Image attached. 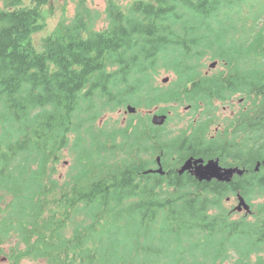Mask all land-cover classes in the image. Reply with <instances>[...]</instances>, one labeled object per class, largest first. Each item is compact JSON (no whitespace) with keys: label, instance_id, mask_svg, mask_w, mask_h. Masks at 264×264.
<instances>
[{"label":"trees","instance_id":"obj_1","mask_svg":"<svg viewBox=\"0 0 264 264\" xmlns=\"http://www.w3.org/2000/svg\"><path fill=\"white\" fill-rule=\"evenodd\" d=\"M0 1V249L19 241L14 264H264V0H106L107 29L85 10L41 39L51 0ZM215 61L226 72L203 74ZM165 69L177 76L166 91L154 83ZM237 94L252 114L236 147H218L203 118ZM168 104L201 121L173 138L149 115L98 124ZM221 148L249 172L231 184L179 174ZM159 156L165 175L151 172ZM239 193L253 219L231 218Z\"/></svg>","mask_w":264,"mask_h":264},{"label":"rangeland","instance_id":"obj_2","mask_svg":"<svg viewBox=\"0 0 264 264\" xmlns=\"http://www.w3.org/2000/svg\"><path fill=\"white\" fill-rule=\"evenodd\" d=\"M0 7H4L3 1H0ZM31 7L30 3L25 2L21 7ZM107 1L106 0H51L47 6H44V11L46 13V27L43 31V34L39 35L37 38L41 39L46 34L53 32L62 22L65 24H71L78 16L80 12H84L88 10L91 17V23L89 27L96 31H102L107 29ZM92 29V30H93ZM212 62H207L205 67L202 69L203 74L210 73V75L217 74L218 72H226L222 63L218 64L217 67L210 69V64ZM177 81V76L175 73L170 72L168 70H161V72L155 75V85L164 89L165 91L169 89L174 83ZM242 95H232L227 102H222L221 100L215 102V106H212L207 109L206 115L203 120H214V123L210 125L207 129V136L210 138L212 136H220L222 134L221 129L225 130L229 126V119L231 110L237 109L238 103L240 102ZM234 100V104L232 102ZM247 103H250L247 99ZM232 105L231 108L229 106ZM131 106V105H130ZM170 108L169 112H171V118L169 121L165 122V130L167 132H163V135L170 134V137H176L186 130L190 131L191 126H195L199 120L201 119L198 113H195V109L190 105L186 104L183 106H179L177 104H168L166 105ZM134 107V106H133ZM192 107V108H189ZM225 107H228L225 110ZM137 109V108H136ZM156 109H137V113L135 115H153ZM132 113L127 111L126 108H122L113 113H105L103 117L98 120L99 125H103L107 122H110L114 126L124 127L127 126L128 122L132 118ZM195 120H198L196 122ZM201 121V120H200ZM109 124L108 126H111ZM225 137H227L225 135ZM71 155L69 152L66 153V158L63 160L62 164L59 168V173L62 176H65L69 170V166L71 163ZM160 163L163 164L162 157L159 156ZM157 168V166H156ZM163 175V174H162ZM247 201V200H246ZM226 208L231 213L230 216L233 220H238L245 216V213L237 210L238 199L232 196L230 202L226 200ZM256 203V202H254ZM252 208V206H251ZM253 210V208L251 209ZM253 219L255 216L248 215ZM19 241L15 238H9L7 244L0 249V264H14L13 259L9 258L10 252L12 248H16ZM234 260L237 259L235 255H232ZM253 260V261H252ZM252 262H256V257H252ZM19 264H48L45 260H30L25 259L22 260ZM231 264V263H226Z\"/></svg>","mask_w":264,"mask_h":264},{"label":"water","instance_id":"obj_3","mask_svg":"<svg viewBox=\"0 0 264 264\" xmlns=\"http://www.w3.org/2000/svg\"><path fill=\"white\" fill-rule=\"evenodd\" d=\"M218 63L215 62L211 64L210 68L213 69L217 67ZM127 111L134 114L137 112V109L133 106H128ZM167 120L165 115H154L152 118V123L155 126H163ZM261 164H258L256 171H259ZM156 173H163V168L160 167L158 170L154 171ZM180 174L190 172L193 174L199 181L211 182L213 180L222 181V182H231L236 174L242 176L244 174L243 170L238 168L235 169H223L219 166V161L210 160L207 163L203 159L194 160L193 158L189 159L181 169L178 171ZM239 206L237 207L238 211L245 210L251 212L250 206L246 203L245 199L239 195Z\"/></svg>","mask_w":264,"mask_h":264},{"label":"flooded vegetation","instance_id":"obj_4","mask_svg":"<svg viewBox=\"0 0 264 264\" xmlns=\"http://www.w3.org/2000/svg\"><path fill=\"white\" fill-rule=\"evenodd\" d=\"M221 72H218V75L220 74ZM206 74H209L210 73H206ZM219 102V99L217 100ZM233 104H234V100H232ZM232 105L229 106V108H231ZM228 107H225V110H227ZM248 114H252V107H251V103H247V99L246 97H241L240 99V102L238 103V106H237V109H234V110H231V114H230V119H229V126L223 130L221 129L222 131V134L220 136H218V147H220V145L222 143H233L231 144V146L233 147H236V143H237V139L241 133V137L244 136V134L242 133V130L245 129V116L248 115ZM225 135L227 137H225ZM224 151L223 149L221 148L219 151H218V160L220 161V166L222 168H225V169H231V168H234L237 165V162L233 160V156L231 155V158H224ZM223 158L225 161H223ZM212 159V158H210ZM209 161V159H206ZM208 161H205L206 163ZM183 164L179 165V168L182 167ZM263 167V166H262ZM246 169V168H244ZM247 172H249L248 169H246ZM235 179V178H234ZM227 184V183H225ZM231 184V183H229ZM232 199L229 198L228 199V202H230ZM245 216H247L245 214Z\"/></svg>","mask_w":264,"mask_h":264},{"label":"bare ground","instance_id":"obj_5","mask_svg":"<svg viewBox=\"0 0 264 264\" xmlns=\"http://www.w3.org/2000/svg\"><path fill=\"white\" fill-rule=\"evenodd\" d=\"M246 215L248 216V215H251V214L249 213V214H246Z\"/></svg>","mask_w":264,"mask_h":264}]
</instances>
